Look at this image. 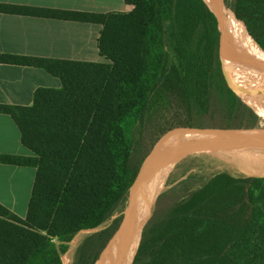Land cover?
Instances as JSON below:
<instances>
[{
    "label": "trees",
    "instance_id": "16d2710c",
    "mask_svg": "<svg viewBox=\"0 0 264 264\" xmlns=\"http://www.w3.org/2000/svg\"><path fill=\"white\" fill-rule=\"evenodd\" d=\"M123 1L130 10L0 3V12L101 25L97 48L105 59L0 53V63L42 68L61 83L37 87L31 105L0 103L33 153L0 154V163L36 169L24 218L0 203V264H62L69 242L94 230L71 257V264H93L165 133L258 125L225 77L206 0ZM224 3L264 51V0ZM131 264H264V176L247 175L214 152L189 156L143 226Z\"/></svg>",
    "mask_w": 264,
    "mask_h": 264
},
{
    "label": "crops",
    "instance_id": "0c3cea01",
    "mask_svg": "<svg viewBox=\"0 0 264 264\" xmlns=\"http://www.w3.org/2000/svg\"><path fill=\"white\" fill-rule=\"evenodd\" d=\"M0 3L67 11H128L123 0H0ZM96 23L0 12V53L100 61ZM58 77L31 66L0 63V103L31 105L37 87H60ZM0 154L32 156L13 118L0 113ZM36 169L0 163V203L24 218Z\"/></svg>",
    "mask_w": 264,
    "mask_h": 264
},
{
    "label": "water",
    "instance_id": "95a60500",
    "mask_svg": "<svg viewBox=\"0 0 264 264\" xmlns=\"http://www.w3.org/2000/svg\"><path fill=\"white\" fill-rule=\"evenodd\" d=\"M206 2L216 18L218 53L224 74L229 71L250 79L264 78V61L247 52L231 35L225 15V10L229 9L224 0ZM173 131L189 135L175 140L168 148H162L163 137ZM169 132L159 139L144 159L129 190L120 223L93 264H116L122 247L138 224H142L141 236L160 195L169 186L173 171L183 160L199 152L264 148L263 125L199 126ZM150 165L153 167L148 168Z\"/></svg>",
    "mask_w": 264,
    "mask_h": 264
},
{
    "label": "rangeland",
    "instance_id": "374dc122",
    "mask_svg": "<svg viewBox=\"0 0 264 264\" xmlns=\"http://www.w3.org/2000/svg\"><path fill=\"white\" fill-rule=\"evenodd\" d=\"M100 61H105V59L102 58ZM229 73V71L226 72L225 77ZM259 81L260 80H238L239 84L243 87L241 91L243 95H240V97L258 115V125L264 126V86H260ZM213 152L216 153V155H218L219 157H221L225 162H227L229 166L236 167L247 175H264V148H246L242 150H216ZM152 167V165L148 166V168ZM141 227L142 224H139V226L135 228L132 234L130 235L131 238L133 235L135 243L134 248L132 249L131 254L128 257L127 264H131L133 257L136 253L140 239L139 230ZM93 231L94 230H83L78 233L71 242H69V250L66 254L61 256L63 264H71V257L74 248L79 243L84 234Z\"/></svg>",
    "mask_w": 264,
    "mask_h": 264
},
{
    "label": "bare ground",
    "instance_id": "6f19581e",
    "mask_svg": "<svg viewBox=\"0 0 264 264\" xmlns=\"http://www.w3.org/2000/svg\"><path fill=\"white\" fill-rule=\"evenodd\" d=\"M225 15L227 18L228 27L230 30L231 35L233 38L242 46L247 52L252 54L253 56L261 59L264 61V51L261 49V47L253 40V38L248 33L244 23L240 20H238L233 12L229 10H225ZM229 79L232 84V87L234 91L240 96L243 95L241 92L243 87L239 84L237 79V73L230 72ZM249 80H260L259 85L264 86V78L260 79H250ZM258 84V83H257ZM244 98V96H243ZM189 134L185 132H169L166 134V136L162 139V148H168L175 140L183 137H187ZM139 224L137 225V227ZM136 227V228H137ZM135 239L130 237L128 241L125 243V245L122 247L120 254L118 256L116 264H127L128 257L131 254L132 249L134 248Z\"/></svg>",
    "mask_w": 264,
    "mask_h": 264
},
{
    "label": "built area",
    "instance_id": "2783aa9c",
    "mask_svg": "<svg viewBox=\"0 0 264 264\" xmlns=\"http://www.w3.org/2000/svg\"><path fill=\"white\" fill-rule=\"evenodd\" d=\"M61 260H62V258H61ZM62 264H63V261H62Z\"/></svg>",
    "mask_w": 264,
    "mask_h": 264
}]
</instances>
